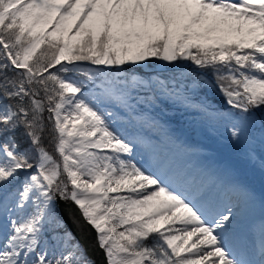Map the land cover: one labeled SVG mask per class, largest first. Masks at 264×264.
<instances>
[{
	"label": "snow or ice",
	"instance_id": "obj_1",
	"mask_svg": "<svg viewBox=\"0 0 264 264\" xmlns=\"http://www.w3.org/2000/svg\"><path fill=\"white\" fill-rule=\"evenodd\" d=\"M150 57L170 74L124 75ZM209 87L241 113L231 137L264 171V0H0V264H97L61 203L104 264H264V222L252 240L233 207L213 205L205 169L114 126L123 112L162 128L145 109L212 117ZM137 145L152 170L133 162Z\"/></svg>",
	"mask_w": 264,
	"mask_h": 264
},
{
	"label": "rangeland",
	"instance_id": "obj_2",
	"mask_svg": "<svg viewBox=\"0 0 264 264\" xmlns=\"http://www.w3.org/2000/svg\"><path fill=\"white\" fill-rule=\"evenodd\" d=\"M151 59V57L149 58V60ZM153 61L154 62H156V63H159V66H158V68L157 69H161V70H163L166 66H167V64H166V62H163V61H160V60H158L157 61V58H154L153 57ZM146 62V61H145ZM188 61H184L181 65V67H180V69L182 70V68H184V67H186V66H184V65H186V63H187ZM144 63V62H143ZM155 63V64H156ZM187 65H189V64H187ZM108 68H112V66H107ZM191 68H194L195 66L193 65V66H190ZM189 67V68H190ZM186 69V68H185ZM202 80H205V81H209L208 79H206L205 77H202ZM208 89V97H210V100H211V102H212V105L213 106H215V105H217V103H215V100L213 99V97H211L212 95H211V93L210 92H212L211 90H212V88L211 87H209V88H205V90H207ZM217 108H218V106H217ZM145 111L149 114V115H152V116H154L155 114H157V113H159V109L157 108V109H155V110H153V109H145ZM45 115H47V114H45ZM119 122H118V125L119 126H129L130 128H131V130H132V132H131V135H134V134H136V131L138 130V126L137 127H133V125H131V124H129V123H127L126 121H127V117H125V118H122L121 120H118ZM143 129H148V128H143ZM223 134H225V135H227L225 132H222ZM256 143H255V145H254V147H256L257 148V150H259V130H257V132H256ZM25 139H28L26 136L24 137ZM44 143H45V145H46V147L48 148V149H51L52 148V145L51 144H47L46 143V139L44 140ZM237 141L236 140H231V142H230V146H231V149L233 150V151H236V152H238L237 150H238V148H237ZM241 155L243 156V157H246V150L245 151H243V153H241ZM245 163H248V161L245 159ZM241 172H245V174H247L249 177L248 178H250V175H252V176H254L253 177V179H259V180H264V171H262L260 168H259V166L257 165L255 168H252V169H246V170H240ZM256 185V184H255ZM119 231V230H118Z\"/></svg>",
	"mask_w": 264,
	"mask_h": 264
},
{
	"label": "water",
	"instance_id": "obj_3",
	"mask_svg": "<svg viewBox=\"0 0 264 264\" xmlns=\"http://www.w3.org/2000/svg\"><path fill=\"white\" fill-rule=\"evenodd\" d=\"M61 207L63 208H70L72 213L74 214L76 220L79 222V224L82 226L83 231L77 227L75 223H73V220L69 218V215L67 212L63 213L64 220L71 228L72 232L75 234V236L78 238V240L81 241L85 245L86 248H88L89 255L97 261V264H104V253L102 250H100L98 247H93L95 243V231L88 225H86L83 221V219L80 217L79 211L71 204H63L61 203Z\"/></svg>",
	"mask_w": 264,
	"mask_h": 264
},
{
	"label": "trees",
	"instance_id": "obj_4",
	"mask_svg": "<svg viewBox=\"0 0 264 264\" xmlns=\"http://www.w3.org/2000/svg\"><path fill=\"white\" fill-rule=\"evenodd\" d=\"M16 136H17V140L20 144V147L21 148H24V149H30L31 148V143L28 139H25L24 135H23V129H19L16 133ZM47 136V134H46ZM46 143L48 144V140L46 139Z\"/></svg>",
	"mask_w": 264,
	"mask_h": 264
},
{
	"label": "bare ground",
	"instance_id": "obj_5",
	"mask_svg": "<svg viewBox=\"0 0 264 264\" xmlns=\"http://www.w3.org/2000/svg\"><path fill=\"white\" fill-rule=\"evenodd\" d=\"M119 230V229H118Z\"/></svg>",
	"mask_w": 264,
	"mask_h": 264
}]
</instances>
